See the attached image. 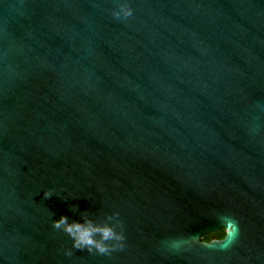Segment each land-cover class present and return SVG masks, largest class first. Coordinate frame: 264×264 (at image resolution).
<instances>
[{
    "label": "water",
    "instance_id": "1",
    "mask_svg": "<svg viewBox=\"0 0 264 264\" xmlns=\"http://www.w3.org/2000/svg\"><path fill=\"white\" fill-rule=\"evenodd\" d=\"M120 2L0 0V264H264V0Z\"/></svg>",
    "mask_w": 264,
    "mask_h": 264
},
{
    "label": "clouds",
    "instance_id": "2",
    "mask_svg": "<svg viewBox=\"0 0 264 264\" xmlns=\"http://www.w3.org/2000/svg\"><path fill=\"white\" fill-rule=\"evenodd\" d=\"M134 9L129 0H121L117 9L112 11L113 17L117 19H128L133 16ZM52 191L45 192V198H50ZM75 211L76 208L74 207ZM83 221H69L67 216H61L53 221V227L57 230H63L73 240V248L76 250H87L89 253L96 252L100 255H110L115 250L124 248L126 239L123 222L119 219V213H113L107 217L104 223L95 222L87 213H83ZM223 221V236L220 242L228 238L235 239L238 233L237 222L227 216L219 217ZM112 221V223H109ZM119 229V230H118ZM216 242V241H215ZM72 250L69 249L66 255L71 256Z\"/></svg>",
    "mask_w": 264,
    "mask_h": 264
},
{
    "label": "flooded vegetation",
    "instance_id": "3",
    "mask_svg": "<svg viewBox=\"0 0 264 264\" xmlns=\"http://www.w3.org/2000/svg\"><path fill=\"white\" fill-rule=\"evenodd\" d=\"M208 236V237H207ZM204 239L205 240H212V239H222V236H217L215 233H212V234H210V235H207Z\"/></svg>",
    "mask_w": 264,
    "mask_h": 264
},
{
    "label": "trees",
    "instance_id": "4",
    "mask_svg": "<svg viewBox=\"0 0 264 264\" xmlns=\"http://www.w3.org/2000/svg\"><path fill=\"white\" fill-rule=\"evenodd\" d=\"M217 236H222L223 235V229H221V230H218V231H215L214 232ZM208 237V236H207ZM206 237V238H207Z\"/></svg>",
    "mask_w": 264,
    "mask_h": 264
}]
</instances>
